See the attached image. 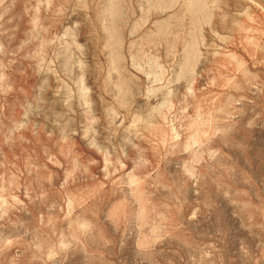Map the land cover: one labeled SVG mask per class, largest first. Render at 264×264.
I'll use <instances>...</instances> for the list:
<instances>
[{"label": "rangeland", "instance_id": "rangeland-1", "mask_svg": "<svg viewBox=\"0 0 264 264\" xmlns=\"http://www.w3.org/2000/svg\"><path fill=\"white\" fill-rule=\"evenodd\" d=\"M0 264H264V0H0Z\"/></svg>", "mask_w": 264, "mask_h": 264}]
</instances>
